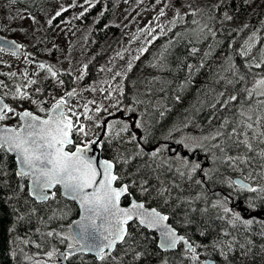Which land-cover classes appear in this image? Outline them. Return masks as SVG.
I'll return each mask as SVG.
<instances>
[{"label":"trees","instance_id":"obj_1","mask_svg":"<svg viewBox=\"0 0 264 264\" xmlns=\"http://www.w3.org/2000/svg\"><path fill=\"white\" fill-rule=\"evenodd\" d=\"M61 1L15 0L13 3L12 0H0V34L22 45L25 61L37 66L44 58L54 56L53 49L51 51L48 47L54 35L68 23L75 20L76 25L82 28L87 21L91 22L88 29L83 27L87 35L83 49L86 57H89L83 79L75 80L72 73L63 69H57V77L52 78L46 69L39 68L32 78L36 83L23 87L17 74L12 70L8 73L6 63L3 65L1 62L0 97L15 109V113L28 109L45 116L46 112L39 111V108L44 105L45 109H49L55 103L45 102L55 88L64 92L73 88L83 91L109 81L102 95L111 92L117 99L119 112L126 107L131 109L122 118L131 125L130 132H135L138 138L142 133L146 136L150 133V142L145 144L141 141V147L146 152H151L160 144H169L175 149L174 152L161 153L156 161L145 155L132 159L130 165L116 163L115 173L130 172L132 176H125L124 181H117L115 185H131L133 179L137 182L148 180V193L141 194L138 186H132V195L146 206L167 215L172 227L196 249L199 260L193 262L191 253L184 249L165 259L164 253L157 249L155 234L135 222L127 227L131 236L126 237V243L118 245L112 255L118 253L122 264H204L207 258L214 260L215 264H264V200L260 193L240 191L226 182L236 175H247L249 170L259 171L258 166L264 161L256 159L251 165L241 164L240 170H234L219 160L214 162L211 152L206 153L200 148L191 152L174 142L185 136L201 138L214 131L223 117L233 116L239 107L238 102L224 107L217 101H223L230 95H238L239 101H243L246 94L240 90L251 88L254 78L264 76V63H261L264 60V0H159L164 1V9L173 11L174 17L167 20L163 33L132 64L131 70L125 69L122 78L117 73L126 62L104 69L105 61L124 33L123 24L119 21L122 0H99L80 18H76L72 7H67L61 17L48 25L47 20L55 15L51 13ZM128 1L130 4L138 0ZM142 2L144 7H149L157 0ZM225 14L232 19H226ZM193 21L198 23L194 24ZM246 41L254 44V47L242 56L240 53L246 49ZM193 48L197 49L195 53L192 52ZM209 52L210 55L205 56ZM256 63H261V67L256 68ZM248 64L252 65L250 72L246 67ZM253 74L258 75L254 77ZM239 75H244L245 80L239 81ZM229 80L233 84H228ZM59 81H63V84ZM16 83L26 93V98L22 99L16 94ZM117 87L120 91L114 90ZM220 93H224V96H220ZM213 104L216 105L215 109L212 108ZM119 112L115 108L112 113L117 115ZM15 113H9V118L0 123L17 127L19 120ZM65 113L70 116L69 110ZM134 115L136 120L131 119ZM109 117L113 116L103 118L106 120ZM80 119L91 127L92 135L89 138L98 137L101 128L94 127L82 115ZM137 120L142 122L144 128H135L134 121ZM177 127L180 131L173 132V138L165 140L168 132ZM117 132L119 124L111 133L105 134L104 146L101 147L102 157L114 162L118 155L127 156L129 152L137 150L135 142H128L130 132L116 135ZM74 139L80 142L84 138L74 134ZM204 143L209 144L207 141ZM67 150H73V147ZM214 151L217 157L221 155L218 150ZM239 151L243 152L244 149ZM177 153L189 160L199 161L202 167L209 170L211 179L199 170L192 179L186 175L181 177L177 169L181 172L188 170L176 157ZM228 154L235 156L238 153L230 151ZM0 157L3 158L0 165L8 174L0 182V264H37L43 258L47 259L45 256L53 249L55 253L69 249L68 244L72 241L66 237L71 236L69 224L78 216L77 206L64 200L58 189L48 202H35L28 192V179L14 174V157L4 150H0ZM161 159L171 163L170 170L168 163L157 167ZM144 164L150 166L143 167ZM137 166H141L138 175ZM197 180L201 183L197 184ZM250 181L255 182L253 187L264 185V180L259 176ZM168 183L173 186L169 194L166 192L164 196H157V190L167 188ZM127 200L125 197L121 203L125 205ZM175 207L184 208H179L174 215ZM224 207L231 211L225 213ZM233 213H240L241 220H235ZM247 219H252L253 224L245 226L242 221ZM48 232H53V235L48 236ZM135 252H146L147 255L135 260ZM66 261L68 264H110L83 254L68 256Z\"/></svg>","mask_w":264,"mask_h":264},{"label":"snow or ice","instance_id":"obj_2","mask_svg":"<svg viewBox=\"0 0 264 264\" xmlns=\"http://www.w3.org/2000/svg\"><path fill=\"white\" fill-rule=\"evenodd\" d=\"M12 2L15 3V0H12ZM97 2L99 0H84V4L79 5L83 10L76 18L83 17L85 13L96 6ZM84 5H87V7ZM76 6L78 5L74 0L73 4L69 7ZM65 11H67V8L61 6L55 12V15L47 20V24L52 25ZM164 14L163 10L159 13L160 16ZM100 15L103 16V12ZM177 16H179V11H177ZM225 16L226 19H232L227 14ZM193 23L198 22L193 21ZM161 30L163 31V29ZM147 31L151 35L154 29H147ZM212 35L214 36L215 33H212ZM155 38V36L152 37L153 40ZM0 44L7 45L11 49L22 47V45H17L15 42L2 41ZM252 47H254V44L246 41V49L242 50L240 54L242 56L247 55ZM4 50V47H0V51ZM146 50L144 48L140 49L141 53ZM196 51L197 49H192L193 53ZM12 54L15 55L16 52L13 51ZM208 55H210V52L205 53V56ZM136 59H139V57H136ZM261 63H264V60ZM261 63H256L255 67L260 68ZM230 67L234 66L230 65ZM246 67L250 72L252 65L248 64ZM39 68L46 69L52 78L57 77V71L54 70L53 66L41 63ZM86 68L87 65L84 66V69ZM131 68L132 64L130 62L128 70L130 71ZM12 75L14 76L15 73ZM253 75L255 77L258 74ZM25 76H27V73H25ZM78 79H83V73ZM238 80L244 81L245 76L239 75ZM28 83L31 85L35 84L36 81L29 80ZM59 83L63 84V81H59ZM228 84H233V81L229 80ZM114 90L120 91L119 87ZM37 91L40 90L37 89ZM240 91L246 94V98L243 101H239L238 95H230L223 101H217V103H221L224 107H228L232 102L239 103L236 113L233 116L223 117L218 128L201 138L185 136L175 139L174 142L191 152H195L197 148L203 149L206 153L211 152V158L214 162L219 160L221 164H228L234 170H240L239 166L241 164L246 166L251 165L256 159L264 161V147H261V145H264V76H261L259 79L254 78L251 88L246 87ZM76 92L77 89L73 88L66 95L68 98H71ZM16 94L22 99L26 98V93L22 92L19 86L16 88ZM220 96H224V93H220ZM33 103L37 102L33 101ZM67 103L68 101L65 97H60L50 109L40 107L39 111L46 112L47 115V118H41L27 110L15 113V109L0 100V121L8 119L9 113H15L22 121L19 127H0V150H4L6 153H15V162L18 165V170L14 174L21 178H30L32 194L38 199L47 200L49 196L46 190L60 185L65 195L79 201L80 207L83 210V216L79 222L76 235L66 237L72 241L68 244V248L76 250L77 243H79L80 251L95 252L102 262L108 261L110 264H122V261L119 260V254L111 255V250L117 247L118 242L126 243L125 238L131 236L126 225L133 218H137L141 225L159 231L161 237L159 246L161 248L174 249L182 241L187 247V251L191 253L192 261L197 262L199 256L196 254V249L189 244L185 237L178 236L175 229L165 223L169 219L167 215H163L156 208L146 209L143 203H138L135 199L131 201L129 207L120 206L122 196L132 195L130 191V187L132 186H138L141 194L148 193V180L141 179L137 182L133 179L131 185L129 183H122L120 186H114L117 181H124L125 176H132L130 172L115 173L114 168L116 163L130 165L132 159L136 157L142 158L145 155L150 156L153 161H156L161 153L165 151L174 152L175 149H172L169 144H160L151 152H146L141 147L140 142L149 143L150 133L149 136L142 133L138 138L135 132H130L131 125L120 118L107 121L104 118L98 120L96 117L102 111H108L107 108H102L100 105L95 107V112L92 115L88 114L91 109L86 104L82 114H77L70 109L69 111H71L72 115L68 116L64 110ZM89 103L95 104V101H89ZM113 107L118 112L120 111L117 105H113ZM212 108L215 109L216 105L213 104ZM124 111L130 112L131 109H124ZM81 115L84 120L91 121L94 127L103 128L106 133H111L117 124H119V132L116 135L130 132L128 142H135L137 150L129 152L127 156L118 155L115 158V162L112 159L99 160L90 156L88 153L93 150V146L103 147L104 140L99 136L95 139L89 138L92 133L89 129H86L85 124L81 121ZM108 115L114 116L115 114L109 112ZM72 116L76 117L75 122ZM134 124L136 129L144 128V125L139 120L134 121ZM179 131L178 127L170 130L164 139H172L173 132ZM74 134H79L84 139L77 142L74 139ZM217 140H219L218 143H211ZM205 141L209 142V144H205ZM69 145L74 150H66ZM240 149H244V151L240 152ZM214 150H218L221 155L217 157ZM230 151H237L238 154L235 156L229 155ZM249 153L253 155H249ZM176 157L181 161L183 167L188 170L187 172H181L177 169L181 177L186 175L188 179H192V176L199 170L205 177L211 179L209 170L202 167L199 161H190L187 157L180 156L179 153L176 154ZM2 159L0 157V160ZM165 163L169 164L170 170L171 163L162 159L159 160L157 167H163ZM149 166L148 164L143 165V167ZM258 168L259 171L255 169L249 170L247 175L241 179H229L226 182L240 191L260 193L261 199L264 200V185L253 187L248 183L249 180H254L257 176L260 179H264V163L259 164ZM140 171L141 166H137L136 174L138 175ZM6 175L8 174L5 173L3 166L0 165V182H2L3 177ZM196 183L200 184L201 181L197 180ZM166 191V188L161 187L157 190L156 194L157 196H164ZM51 195L55 196V193L53 192ZM229 211H231L229 208L224 207L225 213ZM233 216L235 220H241L240 213H233ZM97 220H100L101 223L97 224ZM253 222L252 219L242 221L245 226L251 225ZM47 235L52 236L53 232H48ZM56 235L61 236L60 233H56ZM55 251L53 249L47 253L49 259L55 255ZM71 254V251L62 253L65 259ZM127 254V251H125V255ZM146 255V252H135L133 257L135 260H139L142 256ZM37 264H40V262L38 261Z\"/></svg>","mask_w":264,"mask_h":264},{"label":"rangeland","instance_id":"obj_3","mask_svg":"<svg viewBox=\"0 0 264 264\" xmlns=\"http://www.w3.org/2000/svg\"><path fill=\"white\" fill-rule=\"evenodd\" d=\"M73 2L74 0H62L56 8L53 9L51 14L53 15L61 6L64 8L69 7ZM75 3L78 6L72 7L73 12L79 16V13L83 10L79 5L84 4V0H75ZM143 5L144 2H142V0L130 4L128 0H122L119 7V21L123 24L124 33L115 50L105 61L104 69H111L120 62H126L119 71L120 78L125 75V69L128 68V64L130 62L133 64L138 60L136 57H139L142 54L140 49H147L150 44L163 33L167 20L174 17L173 11L169 12L168 8L164 9V1L156 2L149 7H144ZM84 6L87 7V5ZM161 10L165 13L163 16L159 15ZM157 17L159 18L157 19ZM44 23L45 22H43V24ZM90 25L91 22L87 21V24L80 28L76 25L74 20L68 23L67 26L61 29L58 33L56 32L57 34L54 35V38L48 47L51 51L53 49L54 56L44 58L41 63L53 66L54 70H67L73 74L75 80H80L78 78L82 73L84 74V66L89 59V57H86L85 55L83 45L85 44L87 37L85 29H88ZM78 28H80V30H78ZM147 29H154V31L149 35ZM161 29H163V31ZM153 36L156 37L154 40L152 39ZM9 60L14 63V72L21 77V85L23 87L28 86V81L32 80L33 75L39 69L40 64L36 66L30 62H26V58L19 59L11 57ZM25 73H27V76H25ZM108 84L109 81H107V83L101 82L89 87L87 90H83L79 98L71 104L68 110L71 109L77 114H82L84 112V106L87 104L88 108L91 109L88 114L92 115L94 114L97 105L102 106V108H107V112L102 111L99 116L96 117L98 120L107 116L109 112L112 113L115 110L113 105H116L117 99L114 95H111V92L107 93L106 96L102 95ZM17 86H19V83H16L14 88L16 89ZM2 87H4V84H2ZM66 94L67 92H64L63 90L57 91V89H55L45 102H55L60 97H65ZM89 101H95V104H91ZM41 107L45 108L44 105H41ZM69 112L71 116V111ZM101 114L102 116H100ZM72 119L75 122L76 117L72 116ZM85 126L86 129H91L89 124H85ZM236 176L243 177L241 175ZM249 182L251 181L249 180ZM57 253H55L51 259L46 255L45 258L47 259L43 258V261L40 262V264H56L55 256Z\"/></svg>","mask_w":264,"mask_h":264},{"label":"water","instance_id":"obj_4","mask_svg":"<svg viewBox=\"0 0 264 264\" xmlns=\"http://www.w3.org/2000/svg\"><path fill=\"white\" fill-rule=\"evenodd\" d=\"M2 41L15 42L17 45H20V44L17 43L15 40L10 39V38H6V37H4V36H2V35L0 34V42H2ZM0 47H4V48H5L4 51L7 52V53H10V54H12L13 51H15V52H16L15 56H17V57H19V58H23V57L25 56V53H24L22 47L19 48V49H11V48H8L7 45H3V44H0ZM80 92H81V88H77V92H76V94H74L71 98H68L67 95L65 96V99L68 101L67 106H66L65 109H64L65 111L70 107L72 101L74 100L75 97H77V96L80 94ZM0 100H2L3 103L7 104L6 101H5L3 98L0 97ZM50 108H51V107H50ZM50 108H49V109H50ZM125 109H128V107H126ZM23 111H25V110H23ZM23 111H21V112H23ZM27 111H29V110H27ZM30 112H31V111H30ZM127 113H128L127 111H124V110H123L122 112H119L117 115H115V116H113V117H109V118H107L105 121H107V120H115V119H117V118H121V119H122V118H124V117L127 115ZM33 114H34V113H33ZM34 115L38 116L37 114H34ZM40 117H41V116H40ZM18 118H19V123H20L19 126H20L21 123H22V121H21V119H20L19 116H18ZM41 118H47V115H46L45 117H41ZM133 120H136V116H135V115L133 116ZM19 126H18V127H19ZM0 127H14V126H2V125H0ZM132 127H133V125H132ZM105 134H106V132L104 131L103 128H101V132H100V134H99L98 136L101 137V138L104 140ZM68 147H71V145L67 146V148H68ZM67 148H66V150H67ZM73 150H74V148H73ZM101 152H102V151H101V147L93 146V150L90 151L88 154H89L90 156H93L94 158H98L99 160H104L105 158L102 157ZM8 154H10L11 156H13V157H14V160H15V153L8 152ZM15 164H16V162H15ZM17 170H18V165L16 164V171H17ZM114 172H115V168H114ZM18 177H19V176H18ZM25 178L28 179V192H29V195H30L31 199L34 200L35 202H37V203H39V204H42V203H46V202H48V201L50 200V198L52 197L51 194H52L53 192H55L56 189H58L59 192H60L61 197H62L64 200H66V201H68V202H72V203H74V204L77 206V208H78V212H79V213H78V216H77L76 219H74L73 221H71L70 224H69L70 235H71V236H75V235H76V232H77V229H78L79 222L81 221V218H82V216H83V210H82V208L80 207V203H79V201H78V200H73L70 196L65 195V194H64V190H63V188H62L60 185H56L54 188H52V189H50V190H46V192H47L49 198H48L47 200H40V199H38L35 195L32 194V188H31V180H30V178H28V177H25ZM235 179H241V177H235V178H233V180H235ZM248 183H249V182H248ZM249 184H251V183H249ZM114 186H116V185H114ZM125 196H127V195H125ZM125 196H122V197H121V200H122ZM133 199H135V198H134V197H130V199H129V204L126 205V206H123V205L121 204V201H120V206H121V207H129V206H130V203H131V201H132ZM135 200H136V199H135ZM136 201H137L138 203H143V202L138 201V200H136ZM143 204H144V203H143ZM144 206H145L146 209H149V210L152 209V208L146 206L145 204H144ZM157 211H159V210H157ZM159 212H160V211H159ZM162 214H163V213H162ZM163 215H164V214H163ZM134 222H135L136 224H138L141 228L147 230L148 232L154 233V234L157 236V248H158V250H159L160 252H162V253H164V252H172V251H174V250L177 248V246L180 245V244H181V245L184 247V249L187 251V247L184 245V243H183L182 241L179 242V243L177 244V246H176L174 249H164V248H161V247L159 246V245H160L161 237H160V234H159V231H158V230H156V229H149V228L145 227L144 225H141V224L139 223V220H138L137 218H133L132 221H129L128 225H130V224H132V223H134ZM96 223H97V224H100L101 221H100V220H97ZM165 223L168 224V225H170V226L172 227V225L169 223V220L166 221ZM128 225H126V227H128ZM172 228H173V227H172ZM173 229H175V228H173ZM175 231H176V234H177L178 236H182V235H180V234L177 232L176 229H175ZM183 237H184V236H183ZM185 239H186V238H185ZM186 240H187V239H186ZM187 241H188V240H187ZM188 242H189V241H188ZM121 243H122V242H118L117 246L120 245ZM189 244H190V242H189ZM79 247H80V245H79V243H77V249H76V250L64 249V250H62V251H59V252L56 254V263H57V264H68L67 261H66V259H65L64 256L62 255V253L69 252V251H71V253H72L70 256L77 255V254H83V255H85V256H90V257H93V258L97 259L98 261H100L99 258L96 256V253H95V252L80 251V250H79ZM115 249H116V248H114V249L111 250V255H112V253L115 251ZM106 251H109V250H106ZM204 264H215V262H214V260L207 258V259H204Z\"/></svg>","mask_w":264,"mask_h":264},{"label":"flooded vegetation","instance_id":"obj_5","mask_svg":"<svg viewBox=\"0 0 264 264\" xmlns=\"http://www.w3.org/2000/svg\"><path fill=\"white\" fill-rule=\"evenodd\" d=\"M5 37V36H4ZM7 38V37H6ZM23 49V48H22ZM24 51V50H23ZM24 53H25V51H24ZM11 57H16V58H19V57H17V56H15V55H13V54H10V53H7V52H5V51H0V64H1V62L3 63V65L6 63V66H7V72L9 73L11 70L14 72V63L12 62V61H10L9 59L11 58ZM23 58H25V57H23ZM19 59H21V58H19ZM13 65V66H12ZM37 65H39V64H37ZM11 74V73H10ZM9 74V75H10ZM17 76L20 78V81H21V77L19 76V74H17ZM56 89V88H55ZM54 89V90H55ZM54 92V91H53ZM81 92H82V89H81ZM46 96H47V93L45 94ZM5 100V99H4ZM6 101V100H5ZM7 102V101H6ZM7 105H8V103H7ZM25 110H28V109H25ZM21 111H23V110H21ZM21 111H19V112H21ZM29 111H31V110H29ZM18 112V113H19ZM32 113H34L33 111H31ZM38 115V114H37ZM39 116H41V115H39ZM46 116V115H45ZM45 116H41V117H45ZM17 117H18V115H17ZM131 119L133 120V117H131ZM18 120H19V118H18ZM20 124V123H19ZM0 125H2V126H9V125H6V124H1L0 123ZM19 126V125H18ZM17 126V127H18ZM15 127V126H14ZM191 161V160H190ZM197 173V172H196ZM252 182V183H251ZM250 183H251V185L253 184H255V182L254 181H251ZM264 182V181H263ZM260 184V183H259ZM173 186L170 184V183H168V185H167V193L169 194V191H171V188H172ZM165 192V193H166ZM125 197H127L128 198V203L127 204H125V205H123L122 203V205L123 206H126V205H128L129 204V199H130V197H134L133 195H131V196H125ZM124 197V198H125ZM123 198V199H124ZM122 201V200H121ZM142 202V201H141ZM149 207V206H148ZM150 208H154V207H150ZM179 208H184V207H175L174 208V211H175V213H174V215L177 213V211L179 210ZM178 232V231H177ZM156 236V235H155ZM191 244V243H190ZM192 245V244H191ZM156 246H157V236H156ZM158 249V248H157ZM182 249H184V247L180 244V245H178L177 246V248L174 250V251H172V252H164V257H165V259H168L169 258V255L170 254H172V253H180L181 252V250ZM185 250V249H184ZM162 253V252H161Z\"/></svg>","mask_w":264,"mask_h":264}]
</instances>
